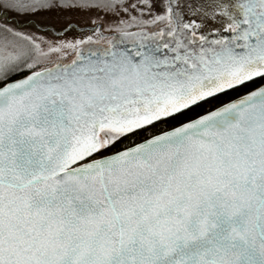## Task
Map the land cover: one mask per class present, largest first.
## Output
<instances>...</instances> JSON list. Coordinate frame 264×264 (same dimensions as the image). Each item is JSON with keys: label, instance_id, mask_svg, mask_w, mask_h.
Listing matches in <instances>:
<instances>
[{"label": "snow or ice", "instance_id": "6c2138e0", "mask_svg": "<svg viewBox=\"0 0 264 264\" xmlns=\"http://www.w3.org/2000/svg\"><path fill=\"white\" fill-rule=\"evenodd\" d=\"M46 13L87 31L8 23ZM0 21V264H264V0H0Z\"/></svg>", "mask_w": 264, "mask_h": 264}, {"label": "rangeland", "instance_id": "374dc122", "mask_svg": "<svg viewBox=\"0 0 264 264\" xmlns=\"http://www.w3.org/2000/svg\"><path fill=\"white\" fill-rule=\"evenodd\" d=\"M73 23L78 27H84V21L77 14H67ZM2 22V21H0ZM67 22L64 14L46 13L41 16L23 18H8V23L16 27L18 30L34 34L37 37H44L45 40L59 42L61 39L73 40L82 38V32L75 27L74 31L63 32L64 24ZM87 31V29H85Z\"/></svg>", "mask_w": 264, "mask_h": 264}, {"label": "water", "instance_id": "95a60500", "mask_svg": "<svg viewBox=\"0 0 264 264\" xmlns=\"http://www.w3.org/2000/svg\"><path fill=\"white\" fill-rule=\"evenodd\" d=\"M74 25H75L76 28L81 30L82 27H78L76 24H74ZM84 29H87L86 26H84Z\"/></svg>", "mask_w": 264, "mask_h": 264}, {"label": "flooded vegetation", "instance_id": "af4514ba", "mask_svg": "<svg viewBox=\"0 0 264 264\" xmlns=\"http://www.w3.org/2000/svg\"><path fill=\"white\" fill-rule=\"evenodd\" d=\"M235 95V94H234Z\"/></svg>", "mask_w": 264, "mask_h": 264}]
</instances>
